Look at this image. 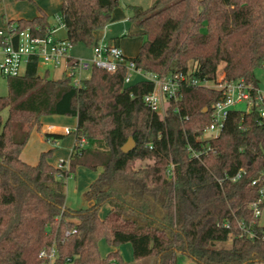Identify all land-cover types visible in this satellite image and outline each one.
Segmentation results:
<instances>
[{
  "label": "trees",
  "instance_id": "16d2710c",
  "mask_svg": "<svg viewBox=\"0 0 264 264\" xmlns=\"http://www.w3.org/2000/svg\"><path fill=\"white\" fill-rule=\"evenodd\" d=\"M62 1L67 40L91 48L120 6V0ZM129 9L144 36L132 58L137 68L160 77L183 73L197 83L184 87L163 117L143 100L153 83L126 85L123 65L113 73L94 68L80 88L49 71L39 75L36 58L22 76L8 78V95L0 97V264H43L39 254L52 246L53 264L112 258L123 264L118 251L101 255L102 240L111 248L130 244L135 260L153 257L155 264H177L178 255L195 264H264V226L251 207L259 200L264 207V119L257 109H234L216 137L202 138L224 97L203 82L216 83L223 66L225 80L258 88L264 0H155ZM8 26L35 36L50 29L44 14ZM48 116L77 118L75 145L62 167L50 163L54 149L37 165L20 158ZM64 137L45 135L54 143ZM130 138L135 146L124 153ZM79 167L100 172L85 193L87 207L72 210L66 181ZM104 206L110 211L101 218Z\"/></svg>",
  "mask_w": 264,
  "mask_h": 264
},
{
  "label": "built area",
  "instance_id": "2783aa9c",
  "mask_svg": "<svg viewBox=\"0 0 264 264\" xmlns=\"http://www.w3.org/2000/svg\"><path fill=\"white\" fill-rule=\"evenodd\" d=\"M55 19L57 25L65 28L60 15H57ZM57 29L58 26L55 25L44 36H35L29 29L17 31L15 26L0 29V72L3 77L8 79L22 76L28 61L31 58H36L38 66L41 65L47 71L62 70L63 77L69 79L74 87L80 88L90 77L94 68L113 73L119 66L123 65L126 69L124 79L126 85L131 84L134 74L141 75L145 81L153 83L154 89L145 95L143 100L152 112L163 117L166 116L169 104L172 101L177 103L180 100L182 89L197 83L189 80L188 76L183 73L160 77L153 73L144 72L137 68L134 60L125 57L119 46L104 41L95 43L92 47L91 59H74L69 54L72 44L67 39L57 38L55 36ZM15 39H17V44H15ZM261 69L264 70V63ZM209 83L211 82L205 81L202 84L224 91V97L213 107L212 123L205 130V134L211 133L209 137H216L219 134L224 127L228 113L234 110L237 105H246V112L257 109L264 119V91L259 87L255 88L244 80L229 82L225 80L224 75L213 85H208ZM180 110L181 107L176 108V111ZM215 132H217L216 136L212 134ZM70 133L67 131V134ZM84 142L83 139L81 143ZM194 156H198V154H194ZM62 163L59 164L60 167H62ZM169 177L174 179V165H171ZM238 177L239 175L236 178ZM252 184L255 185L256 181ZM261 194L264 199V189L261 190ZM260 202L261 200L251 205L256 216H261L262 213ZM76 232V229L67 231L66 236ZM39 257L43 264H53L57 257L56 247L52 246L50 249L42 250ZM68 262L72 261L68 259Z\"/></svg>",
  "mask_w": 264,
  "mask_h": 264
},
{
  "label": "crops",
  "instance_id": "0c3cea01",
  "mask_svg": "<svg viewBox=\"0 0 264 264\" xmlns=\"http://www.w3.org/2000/svg\"><path fill=\"white\" fill-rule=\"evenodd\" d=\"M62 3H63L62 0H0V29L6 28L10 22H17L19 20H32L35 17L40 16L41 14H44L45 16H47L50 28H52L55 26L54 18L57 15H59L61 8H62ZM132 4H136V3L132 1ZM129 12L130 13L125 15L126 13L123 10V8H121V6L116 8L112 13L113 15H112L111 22L106 26L104 31L102 30L96 33V43L106 39L105 31H109L111 27L119 25L121 23L126 24L127 21H130L137 27V29L139 30L138 34L142 35V38H143L142 42H143L144 40L143 31L134 22L130 20L132 16L131 15L132 11L129 10ZM64 36L67 39L66 29H65ZM115 36L116 35L110 38L107 37L108 40L106 39L107 40L106 43L116 44L117 46H119L123 50L124 55L127 59L135 58L138 55L142 42L137 45L136 52H132L130 51V48L128 47V42L125 39H123V37H126L127 35L122 36V38L115 37ZM15 44H17V39H15ZM0 59H1V55H0ZM39 69L43 70V73H39ZM46 71L47 70L43 68L41 65L38 66L39 75L42 76ZM54 71H58V70L49 71L50 77ZM60 71H61V74H63V71L62 70ZM41 122H42V125H41L40 130L35 129L31 133L30 138L20 155V158L24 162L30 165H37L42 153L47 152L51 149H54V153H53L52 158L50 159V163H52L55 166H58L61 162L67 163L71 157L73 147L76 141L75 136L71 133L74 132L77 127V118L68 117V116H48V117H43ZM67 131L71 133L67 134ZM46 134H61V135H65V137L59 142L54 143L45 138ZM99 172H100V169L98 171H93L94 174L92 176L91 174H87L86 170H84L83 167H79V169L76 171L74 176H71L66 181V206L68 208L72 210H81L87 207L85 193L89 189V186L91 185V183L97 178ZM69 181H72L71 183L73 185L75 184V188L78 193L81 192L84 195V201L81 204H79V207L77 209H73L74 207L73 205H70L69 207L67 204V184ZM72 184H69L70 187ZM104 208H105V214L103 216L100 215L101 218H104L110 211L109 206H104ZM263 211H264V207L262 209V212ZM262 214L263 213H261V216H260V224L264 226V223L261 221ZM129 245L130 244H124L120 246L119 248L110 247V251L108 255L111 252L118 251L120 257L122 258V250L125 249L126 252H129V256L131 258V255L133 256V251H132V246L131 245L129 246ZM149 259L150 258L135 260L133 257V260L130 263L131 264H155V261L148 262ZM109 264H116V260L112 258V260L109 261ZM123 264H125V262ZM177 264H195V263L183 255H178Z\"/></svg>",
  "mask_w": 264,
  "mask_h": 264
},
{
  "label": "rangeland",
  "instance_id": "374dc122",
  "mask_svg": "<svg viewBox=\"0 0 264 264\" xmlns=\"http://www.w3.org/2000/svg\"><path fill=\"white\" fill-rule=\"evenodd\" d=\"M132 1H134L136 4H132ZM154 1L155 0H120V6L125 11V13H126L125 15H127L128 13H130L129 12V10H130L129 6H139L143 9H147V8L152 6ZM120 10H122V9H120ZM111 20H112V16H111ZM111 20H110V22H111ZM54 22H55L54 25L58 26V29L55 32V36L59 39H62V40L66 39L64 36L65 35L64 27H60L59 25H57L55 18H54ZM138 32H139V30L137 29V27L133 23H131L130 21H127L126 24L121 23L119 25L111 27V29L109 31H105V38L107 39V37L110 38V37H113L114 35H116L115 37L122 38V36L127 35L126 37H123V39H125L128 42V47L130 48V51L136 52L137 45L139 43H141L142 39H143L142 35L138 34ZM140 32H141V30H140ZM106 39H104L103 41L107 42L108 39L107 40ZM69 54L74 59H91L92 58L91 57L92 56V48L86 47L85 45H82V44H79L76 46H72ZM222 67L223 66L220 67V70L218 73V79H220L224 75L222 73ZM39 73H43V70L39 69ZM51 77H52V79L61 78L62 77L61 71L60 70L54 71L53 74L51 75ZM256 79H257L259 88L264 91V70L263 69L260 68L256 71ZM143 80H144L143 76L134 74L132 77V81H131L130 85L138 83V82L143 81ZM208 85H213V83H209ZM7 95H8L7 79L5 77H3V75L0 72V97H4ZM235 109L245 111L246 105H244V104L237 105L235 107ZM7 116H8V110L3 111L2 117L4 120L7 119ZM210 134L211 133L205 134L202 138H204V139L208 138ZM212 134L216 136L217 132L212 133ZM83 169L86 170L87 174H91L93 176V174H94L93 171L85 169V168H83ZM71 182L72 181H69L67 184V204L69 207H70V205H73L74 206L73 209H77L79 207V204H81L84 201V195L81 192L78 193L76 191L75 184L73 185ZM69 184H72L71 187ZM100 212H101L100 215L103 216L105 214V208L103 207ZM262 213L263 214L261 217V221L264 223V211ZM229 245H230V243H228L226 245L220 244L218 247H222V246L228 247ZM99 248H100L101 255L103 257H107L108 253L110 251V247L106 243L105 240H102L99 243ZM122 258H123L125 264H131L130 262H132V260H133V256L131 255V258H132L131 259L129 256V252H126L125 249L122 250ZM110 260H112V259H110ZM152 261H155V259L153 257H151L148 260V262H152Z\"/></svg>",
  "mask_w": 264,
  "mask_h": 264
},
{
  "label": "water",
  "instance_id": "95a60500",
  "mask_svg": "<svg viewBox=\"0 0 264 264\" xmlns=\"http://www.w3.org/2000/svg\"><path fill=\"white\" fill-rule=\"evenodd\" d=\"M135 146V142L132 138H130L126 144L122 147V151L124 153H128L129 151H131Z\"/></svg>",
  "mask_w": 264,
  "mask_h": 264
}]
</instances>
